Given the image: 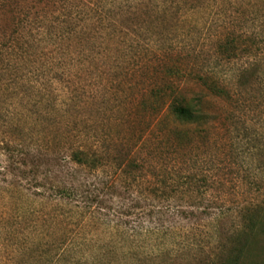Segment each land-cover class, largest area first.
<instances>
[{"label": "rangeland", "instance_id": "rangeland-1", "mask_svg": "<svg viewBox=\"0 0 264 264\" xmlns=\"http://www.w3.org/2000/svg\"><path fill=\"white\" fill-rule=\"evenodd\" d=\"M181 93L212 119L178 146ZM248 206L264 210V0H0V264H204ZM258 226L242 264H264Z\"/></svg>", "mask_w": 264, "mask_h": 264}, {"label": "trees", "instance_id": "trees-1", "mask_svg": "<svg viewBox=\"0 0 264 264\" xmlns=\"http://www.w3.org/2000/svg\"><path fill=\"white\" fill-rule=\"evenodd\" d=\"M171 67L170 69L168 68L169 74H171L172 72ZM201 80H202V84L207 88V90L211 94L218 96V95L227 93V91L223 90L222 88H219L218 84L210 82L208 78L203 77ZM205 95H206L205 93L204 94L202 93L199 96H193V97H188L186 93H181V94L176 95L175 101L173 102V105H172V110L175 113L178 123H180L183 126L182 127L175 126L170 130L171 133L169 131L168 138H171L170 139L171 141L175 140L176 143H174V145L178 144L179 146L180 144H182L184 140H186V138H188L191 135V133L198 132L199 128L202 127L203 124L209 122V120L212 119V116L210 114L204 113V110H203L202 99L203 97H205ZM184 125H186V127ZM75 158L78 162H82V163L86 162V160L83 158H80V157H75ZM206 181H207L206 178L197 180L190 175H187L186 177H184V181L182 180V182L185 185H187L185 186L186 191H191V189L194 190V187H193L194 185L197 186V187L195 186L196 187L195 190L197 189L199 190L201 188L205 189ZM165 182H166L165 183L166 186L164 188L173 186V184H169L168 181H165ZM173 190L176 192L178 189L174 187ZM162 191L165 192L166 189H163ZM170 192L169 194H171ZM73 193L74 192L72 191H67L66 196H72ZM244 209L241 212L240 225L236 229H234L231 235L232 238L228 239V242L226 243L224 242L225 240L223 239L220 228L217 229L219 231V236H218L217 241H218L220 250L218 251V253H215L213 257L206 259V260L204 259L205 260L204 264H242V260H243L242 258H244L245 249L247 248V241L252 236H254L255 232L259 230L258 229L259 222H262V225L264 226V210L261 209L258 212L257 211L255 212L253 211L251 206H248ZM155 231L156 230L146 231L144 235L147 238L152 237L154 235L153 232ZM166 231L169 232V229ZM125 233L126 232H122L121 235L125 236L126 235ZM128 236L129 235L127 234L124 237V240L125 239L128 240ZM194 239L195 237L188 239V241L186 242V245L183 248H187L189 246L191 247L195 242ZM66 240L67 239H65L64 242H66ZM131 241L137 246L141 245L139 243H135L133 240ZM82 242L83 241H80V242H77L76 244L79 245ZM72 245H75V241L72 243ZM64 247L66 248V246ZM65 251L63 249V252L61 253L63 257L66 254ZM74 257H77V255H75ZM85 260H88V258H86ZM90 261L92 262V259L88 260L87 262L90 263Z\"/></svg>", "mask_w": 264, "mask_h": 264}]
</instances>
